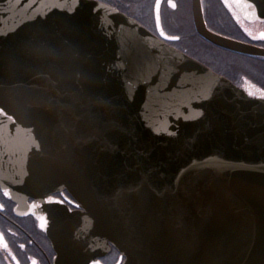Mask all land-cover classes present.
I'll return each instance as SVG.
<instances>
[{
	"label": "water",
	"instance_id": "95a60500",
	"mask_svg": "<svg viewBox=\"0 0 264 264\" xmlns=\"http://www.w3.org/2000/svg\"><path fill=\"white\" fill-rule=\"evenodd\" d=\"M229 2L264 21V0ZM166 40L99 0H0V183L19 212L64 189L81 205H48L56 264L107 239L123 264H264V100Z\"/></svg>",
	"mask_w": 264,
	"mask_h": 264
},
{
	"label": "flooded vegetation",
	"instance_id": "af4514ba",
	"mask_svg": "<svg viewBox=\"0 0 264 264\" xmlns=\"http://www.w3.org/2000/svg\"><path fill=\"white\" fill-rule=\"evenodd\" d=\"M100 1L116 7L123 13L138 20L152 33L160 35V30L157 27L155 19L156 0ZM221 1L224 3V0ZM172 2L176 5L175 8H173L168 3V0L162 1V28L167 35L177 36L179 39L166 41L201 61L217 73L226 76L240 87L245 88L248 93L252 92L254 95L260 96L259 90L264 89V86L262 87V85L258 84L249 76V74L237 68H232V70L225 68L221 69L220 67L216 65L214 66L206 59L192 52L189 47H183L181 45V36L179 34L186 32L188 33V31L192 29L196 31L199 39L215 47L226 55H231V53L234 52L208 42V40L198 33L193 19L192 0H172ZM202 4L206 23L208 27L212 29L206 19L205 0H202ZM226 7L230 11L229 7ZM230 13L237 21L231 11ZM177 15L183 16L182 21L184 22V26L183 23L180 26V23L177 19L178 25L170 20V17L174 18ZM218 33L223 34L221 32ZM245 35L246 36H244L242 39L230 35L227 36L264 46V41H254L250 39L246 33ZM238 54L251 56L243 53ZM3 189L5 188H3L0 183V204L3 205V207H0V233H3L4 241L7 243V249H5L3 247V243L0 242V264H16L17 261H19V264H33V261H35V264H56V261L60 258V255L55 250L51 240L47 236V228L50 222V213L48 211V205L50 204L49 198H52L54 201H63V203L67 205L70 210L82 209L81 205L75 200L68 190L64 189L51 193L48 197L44 198V201L29 197L27 201L30 205L29 210H23L19 212L17 210L18 203L13 200L10 190L8 189L10 196L5 197L3 195ZM65 197H67V199H65ZM68 201H72V203H69ZM33 204L37 205V207L33 208ZM76 205H79V207H76ZM40 216L46 217V223L44 227H41V222L38 219ZM106 243V245H102L98 249L92 259L84 262L83 264H93L94 261H100V264H123L125 257L122 252L109 239H107ZM13 257H15V259H13Z\"/></svg>",
	"mask_w": 264,
	"mask_h": 264
},
{
	"label": "rangeland",
	"instance_id": "374dc122",
	"mask_svg": "<svg viewBox=\"0 0 264 264\" xmlns=\"http://www.w3.org/2000/svg\"><path fill=\"white\" fill-rule=\"evenodd\" d=\"M230 11L235 12L236 15L235 18L237 19V17H239V19H237V22L239 23V25L242 28V33L244 36L245 33L248 35V33L245 31V28H247L249 31H251L253 33V35H259V33L261 31H264V21H256V22H246L244 19H242L239 14L232 8L230 9ZM180 23V26L183 23L184 26V22L183 20V16L182 15H177L174 18L170 17V20L173 23H176L178 25V22ZM218 23V20H217ZM219 23H222L221 21ZM181 36V45L184 47H189V49L196 53L198 56L206 59L207 61H209L210 63H212L214 66H218L221 69L225 68V69H229L232 70V68H237L239 70L244 71L245 73L249 74V76L254 79L258 84L262 85V87L264 86V76L262 77V80L258 77H256V69L254 67V63L251 62H243V61H237L235 60V63L238 64V66L234 67L233 66V61L232 58L230 57H226L228 55H225V53L219 51L218 49H216L215 47L207 44L206 42H204L203 40L199 39L197 33L195 30L190 29L188 31V33H181L179 34ZM248 37L250 39H252L251 36L248 35ZM254 40V39H252ZM254 41H259V40H254ZM216 52H219L218 56L216 54ZM218 57V58H217ZM253 65V66H252Z\"/></svg>",
	"mask_w": 264,
	"mask_h": 264
},
{
	"label": "trees",
	"instance_id": "16d2710c",
	"mask_svg": "<svg viewBox=\"0 0 264 264\" xmlns=\"http://www.w3.org/2000/svg\"><path fill=\"white\" fill-rule=\"evenodd\" d=\"M205 4L206 19L212 29L239 39L244 37L242 28L221 0H205ZM220 21L222 23H219ZM216 54L218 56L219 52H216ZM226 57L232 58L234 67L238 66V64L235 63V60L254 63L253 65L257 70L255 75L262 80V77L264 76V58L242 55L235 52H232L231 55Z\"/></svg>",
	"mask_w": 264,
	"mask_h": 264
},
{
	"label": "snow or ice",
	"instance_id": "6c2138e0",
	"mask_svg": "<svg viewBox=\"0 0 264 264\" xmlns=\"http://www.w3.org/2000/svg\"><path fill=\"white\" fill-rule=\"evenodd\" d=\"M233 2L238 7H242V8L254 9L256 7L254 4H246V3H244L243 0H233ZM168 3L173 8L176 7V5L172 2V0H168ZM224 3H225L226 6L229 7V9H232V3H230L229 0H224ZM155 7H156V24H157V27H160V0H156ZM233 15H236V13L233 12ZM260 15H264V12H261ZM237 19H239V17H237ZM245 31L248 33L249 36L252 37V39L264 41V32H260L259 35H253V33L251 31H249L247 28H245ZM160 35L163 36L167 40H178L179 39V37H177V36L165 35V32H164L163 28H160ZM259 91H260L259 99L264 100V89H260ZM248 94H249V96H253L254 95L252 92H249ZM0 115H7L6 113H4V110L2 108H0ZM7 119L13 120V118L11 116H7ZM3 195L5 197H9L10 196V193H9L7 188L3 189ZM65 199H67V197H65ZM52 202L63 203V201H54L52 198H49V203H52ZM68 202L72 203V201H68ZM0 207H3V205L0 204ZM32 207L36 208L37 205L33 204ZM76 207H79V205H76ZM38 219L41 222V227H44L45 223H46V217L45 216H40ZM0 242H2L3 243V247L5 249H7V243L4 241L3 233H0ZM13 259H15V257H13ZM16 264H19V261H17ZM33 264H35V261H33ZM93 264H100V261H94Z\"/></svg>",
	"mask_w": 264,
	"mask_h": 264
}]
</instances>
